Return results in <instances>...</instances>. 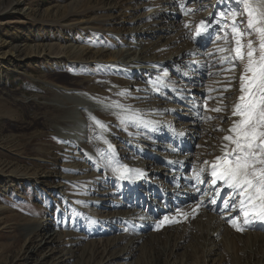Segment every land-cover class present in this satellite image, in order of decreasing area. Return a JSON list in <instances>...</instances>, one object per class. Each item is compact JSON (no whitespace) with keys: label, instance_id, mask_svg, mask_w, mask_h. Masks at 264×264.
<instances>
[{"label":"rangeland","instance_id":"rangeland-1","mask_svg":"<svg viewBox=\"0 0 264 264\" xmlns=\"http://www.w3.org/2000/svg\"><path fill=\"white\" fill-rule=\"evenodd\" d=\"M152 11L154 14H149ZM172 12L179 13L177 20ZM221 12L225 13L223 18L219 15ZM233 12L240 29L246 30L248 17L236 0L193 3L186 0H0L2 50L9 51L14 46L19 49L4 58L0 54V264H123L112 257L118 252L117 246L132 235V229L118 230L116 239L109 241V236L100 234L107 226L120 225L119 218L109 214L123 210L122 201L98 168V159L84 153L72 137L63 136L56 129L55 125L62 127L65 123L58 120L61 112L50 99L60 93L88 94L95 101L115 100L127 106H146L156 99L165 100L169 105L175 103L172 98L176 96H170L158 85V80L168 82L173 90L186 83L187 77L195 79L198 75L195 80L200 81L204 72L206 76L202 75L204 82H201L204 94L196 96L202 99L201 107L208 115L204 114L206 122H212L221 114L233 112L241 95L240 73L247 61L231 60L235 46L230 15ZM203 20L212 24L207 44L205 40L195 42L193 35V29ZM148 35L163 39V43L155 47L152 41L155 39L151 40ZM244 39L245 43L253 40L254 46L257 42L255 33ZM67 42L74 45L68 47H73L71 50L75 53L85 49L80 56L70 54L78 56L77 61L69 58L57 63L55 58L48 57L57 54L63 59L68 51L62 47ZM118 49L140 53L136 58L157 57L147 58L150 62L171 59L175 63L149 62L153 69L145 71L146 68L125 69L112 61H104L112 59L110 51ZM166 54L171 56L162 58ZM199 58L201 65L204 64L200 69L195 66ZM172 109L178 113L177 108ZM96 113L105 119L115 135L126 139L116 136V145H121L116 150L124 151L125 161L142 162L152 155L153 148L134 142L136 138L143 140L144 126L126 119V115ZM173 113L170 117L174 121ZM221 131L222 128L217 130ZM148 134L151 138L152 134ZM202 160L198 162L199 171L202 166L207 169ZM185 209L182 206L179 210ZM178 213L172 215V223L164 219L154 225L155 237L150 245L135 243L129 247L132 252L129 264H172L175 259L177 264L206 263L207 260H202V250L193 254L189 248V244L200 245L205 241L204 235L201 231L187 230L188 223ZM153 214L156 215L154 211ZM201 220L203 227L206 220ZM29 221L39 227L50 223L56 231L53 241L37 247L34 253L28 251L36 243L25 241L22 235ZM167 223L180 227L164 231ZM185 236L188 247H180ZM171 251L174 256L169 260Z\"/></svg>","mask_w":264,"mask_h":264},{"label":"bare ground","instance_id":"bare-ground-1","mask_svg":"<svg viewBox=\"0 0 264 264\" xmlns=\"http://www.w3.org/2000/svg\"><path fill=\"white\" fill-rule=\"evenodd\" d=\"M193 1L196 0H186L188 3H193ZM250 2L260 13H264V0H250ZM167 3L172 5L169 1ZM176 3L177 2H175V4ZM172 7L173 6H170L171 10ZM163 11L164 10H162V12ZM167 11H165V13ZM172 13L177 20V15L179 13ZM149 14L154 13L152 11ZM174 23L178 24L177 21H174ZM138 26H140V24H138ZM147 37L151 40L155 39L152 40L154 41L155 47L163 43V39L161 40V38L158 37L155 38L154 35H148ZM207 42L208 41L205 39L204 43L207 44ZM69 45L73 44L67 42V44L62 47L63 50L65 48L66 51H68L65 52V57L63 59L62 56L57 54H55V56H48L47 54V56L49 58H55L57 63L69 60V58H73L74 61H77L79 57H73L70 54L80 56V54L84 53L85 49L80 48L78 51L79 53H75L74 50H71L73 47L70 49V47H68ZM2 48L0 44L1 58H4V56L11 52L19 50H17L15 46L11 47L9 51H3ZM52 53H54V51ZM110 54H113L111 56L112 59L104 60L105 62L109 63L112 61L115 65L124 66L123 68L132 66V69L137 70L147 68L151 71L153 68L148 65L150 61L147 58H157L145 56L142 58V55L136 58L140 53L133 54V52L130 53L129 51L128 53L125 51L121 52L120 49L112 52L110 51ZM24 55L26 56L29 54L24 53ZM102 56L104 55L102 54ZM170 56L171 54H166L162 58ZM200 58L195 63V66L199 67V69L204 65H201L202 60H200ZM202 75L206 76V73L203 72ZM202 75L200 76L202 81L195 80L198 78L197 75L195 79L187 77L186 83L181 82L182 85H178L179 88L175 89V95L181 97L176 100L172 98L175 103L169 105H166L165 100L158 101L156 99L152 100L151 103H148L146 106L141 104L140 106H127L121 105L115 100L114 102L103 100L95 101L88 94L72 96L67 93H60L55 94L50 99V103L61 112L60 116H58V120L61 121V123H65L62 127L59 126V124L55 125L56 129H58L63 136L72 137L77 145L83 148L82 151L84 153L98 159V168L101 169L109 187L118 194L119 199L122 201L123 210H117L110 214L108 213L114 218L118 217L120 225L107 226L100 232V234L109 236L107 238L109 241L111 238L114 240L116 239L114 235L118 230L121 231L124 227L130 230L132 229V235L127 238V241L122 245H118V248H116L118 252L112 257L116 262L121 260V263L127 264L128 262L129 264L132 258V252L129 247L134 246L135 243L139 246L150 245L152 239L155 237L153 236L154 225L164 220L165 217L171 215L174 211L182 208V206H185L191 215H193L191 219L185 221L188 223L187 230H190V232L196 230L198 233L201 231L205 238V241H202L200 245L189 244V248L193 254H197L198 251L202 250V260H207L204 264H209L208 261L210 264H264V224L256 222L252 225H244L243 216L239 213L237 208L232 207V204L236 203V201L230 200L231 190L221 186L220 181H217L216 185H213L207 171L201 173L202 182H198L195 179L196 173L199 172V159L202 158L204 162H212L221 154L223 145L227 143L223 138L231 134L229 129L232 127L233 121L237 119V117L233 116V112H225L226 114H221V116L217 118L219 121L215 119L212 122H206L204 114L207 112L201 107L202 99L198 100L196 96L197 93L202 96L204 94L205 88H202L201 84V82H204ZM191 83L193 86L189 85ZM165 85L166 88L172 87L169 83H165ZM191 96H194V98L191 99L193 102L190 100ZM173 107L177 108L176 110L178 113H173ZM143 110L149 113L145 114ZM150 110H155L156 112L151 113ZM96 111L106 114L113 113L126 115L127 117H136L133 121L138 125L144 126L142 131L145 136L143 140L136 138L134 142L143 147H147V149L153 148L155 153L153 152L147 160H142V162L139 160L133 161L132 163H130L129 160L125 161L124 159L126 158H124L125 156L123 157L124 151L116 150V148L121 146L120 144L116 145V142H118L116 136L118 134L115 135L113 133L114 130L109 127L105 119L97 116L98 114ZM172 113L175 114L176 117L174 121L170 117ZM206 116L208 115L206 114ZM92 117L99 120L103 126L96 124ZM220 119L225 121L221 122ZM175 122H177V124ZM219 128H222L221 133H219L220 131L217 132ZM148 133L152 134L151 138ZM181 133L183 135H181ZM208 151H210L211 154H207ZM117 163L122 165L128 163L130 168L134 170L132 175H136L137 172L143 173V175L140 176L145 179H141L139 176L134 180H130V182L120 181L119 177L112 172V167ZM208 168L209 165L207 164V169ZM147 179H149V184L144 181ZM213 201H215V203H213ZM225 201H229L227 207H225ZM153 211L156 214L155 216ZM201 219L206 220L204 226L202 225L203 227L200 226ZM230 219L235 220L237 226H233V224L230 223ZM27 223L28 228L22 235L25 241L36 243V245L33 244L34 246L32 245L29 249L28 252L30 253H34L37 247L41 248L44 245L50 244L56 236L55 228L50 223H46L41 227L35 224V222L31 223L29 221ZM179 227L180 226L176 224L167 226V228L165 227L163 230L172 231L174 229H179ZM238 227H242L243 231L237 230ZM186 238L185 236L183 239L184 241L182 240L185 243H183V245H181L182 242L179 241L181 242L179 243V245H181L180 247L187 246ZM113 244H115V241ZM113 244L109 243V245ZM171 252L169 253L170 257H168L169 260L174 256L173 252ZM175 261L176 259L171 261L172 264H177Z\"/></svg>","mask_w":264,"mask_h":264},{"label":"snow or ice","instance_id":"snow-or-ice-1","mask_svg":"<svg viewBox=\"0 0 264 264\" xmlns=\"http://www.w3.org/2000/svg\"><path fill=\"white\" fill-rule=\"evenodd\" d=\"M236 3L242 6L248 17L246 30L242 31L235 18L236 13H230L233 17L231 31L235 41L231 60L247 61L240 76L241 95L233 109V116L237 119L229 129L231 134L223 138L227 143L223 145L221 155L212 162L205 161L209 168H201L195 179L202 182L201 173L207 171L213 185L222 181L223 186L231 190L230 200L236 201L232 207L239 210L244 218V225L256 222L264 224V13L253 7L250 0H236ZM219 15L223 18L225 13L221 12ZM208 27L201 21L197 34L206 31ZM252 33L257 36L255 46L253 40L248 39L245 43L244 39ZM125 118L136 119L134 116ZM92 119L103 126L95 117ZM133 171L127 165L118 163L112 167L113 174L122 180H134L143 175L139 172L132 175ZM228 205L229 201H225V207ZM230 223L237 226L235 220L230 219ZM237 230L243 231V228L238 227Z\"/></svg>","mask_w":264,"mask_h":264}]
</instances>
